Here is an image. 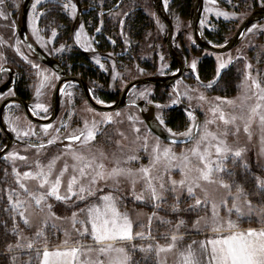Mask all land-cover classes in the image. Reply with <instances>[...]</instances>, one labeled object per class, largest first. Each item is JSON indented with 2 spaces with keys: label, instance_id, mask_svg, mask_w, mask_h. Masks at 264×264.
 Instances as JSON below:
<instances>
[{
  "label": "snow or ice",
  "instance_id": "1",
  "mask_svg": "<svg viewBox=\"0 0 264 264\" xmlns=\"http://www.w3.org/2000/svg\"><path fill=\"white\" fill-rule=\"evenodd\" d=\"M211 2L215 3L216 0ZM40 3L41 0H35L32 4L33 10ZM4 5L5 0H0V6ZM16 7L19 5L17 4ZM63 7L65 10L70 7L73 13L76 11L75 4L66 3ZM217 14L227 18L226 13ZM0 16L7 18L3 11H0ZM80 27L81 30L75 33L77 42L81 38L84 26ZM96 30L100 31L99 28ZM253 30L264 34V28L258 25L254 24L248 29L249 32ZM56 35L57 33L52 31V37ZM19 51L17 49V52ZM228 63H231V60ZM32 66L37 67V65ZM191 67L195 70L196 63L193 62ZM226 67L227 64L221 62L217 70L218 74L219 70ZM247 67L250 69L251 65ZM249 81H251L250 84ZM211 86V84L208 85V87ZM244 87L246 91L252 90V94L257 99V103L247 112L241 110L239 114L228 115L217 105L210 110L213 119L206 120L202 127L189 112L188 117L192 123L185 132L176 133L167 129L172 137V145L178 143L175 139L178 135L185 138L182 142L191 145L178 155L172 147L161 149L159 137L155 138L156 144L150 149L148 135L137 136V140L142 141L138 152L143 151L149 160L148 165H141L138 169L131 167L133 163L141 159L138 154L129 155L123 160L115 158L111 162L112 167L109 168L105 163L108 155L103 149L97 150L98 154L89 149V154L86 155L72 148L73 141H79L81 148H84L96 140L99 128L95 122L91 126L85 122L83 128L77 129L64 138L69 143L62 150V155L70 153L74 161L71 165L72 175L66 185L63 178L69 172L68 163L65 162L59 172H56L57 162L62 155L52 157L46 164L36 161L32 165L28 164L26 156L15 152L8 153L9 159L13 162L23 161L30 170L20 173L15 167L13 168L15 183L20 192H17L15 188L8 191V207L4 211L10 214L12 224L11 226L5 224L3 232L6 238L9 235L14 237V241L7 243L5 251L0 253V257H6V260L0 259V264H141L134 259L137 252L143 254L144 264H166L167 257L162 254L174 251L177 255L176 264H264V226L245 230H241L238 226V221L245 217L251 221L254 209L251 200L247 198L248 193L236 180L235 169L241 168L246 179L251 177L255 183V194H264V84L249 73L245 77ZM199 99L204 100L205 97L201 95ZM223 102L229 105L234 103L228 100ZM97 103L103 102L98 100ZM35 107L44 113L48 111L42 104H36ZM157 119L161 125L164 124L163 118L157 117ZM217 120L225 126L224 130L210 131L209 126L216 124ZM257 121L261 133L259 137L261 147L257 161L259 174L252 172L251 165L245 158L247 149L234 148L227 142L229 134L239 137L241 124L243 133L251 141V128ZM111 122V116H105L101 121V123ZM62 127L66 128L67 125ZM50 128H52L51 124L44 126L45 135ZM12 131L17 129L13 128ZM55 131L59 133L60 129L57 128ZM134 131L139 133L140 129L134 128ZM22 134L29 136L28 131ZM31 134L36 133L32 131ZM58 139V136L49 139L47 144L53 145ZM29 147H38L42 150L46 148V145L44 143L38 146L30 144ZM117 147H120L118 141ZM39 154L38 151L37 155ZM229 163L233 166L231 169L228 167ZM174 174H179L181 179H174ZM225 177L231 180H226ZM29 180L38 182L35 190L29 189L25 183ZM109 181H111L110 184ZM101 182H104V186L109 191L98 195V193H104V188L99 187ZM125 182L128 183L130 195L135 202L150 205L155 209L148 217L147 224H137L127 211L120 210V204L123 203L120 193L124 191L122 183ZM213 184L226 192L219 202L209 200L207 197L205 185ZM137 185H140L139 190ZM198 190L205 193L203 199L198 195ZM21 193L26 196V199H21ZM169 195L174 201L170 205L168 204ZM51 198L73 209L78 208V211L73 210L71 217L68 218L71 231L63 229L65 239L62 244L54 247H49L47 232L50 229L61 231L52 221L63 218L57 216L52 210L53 205L48 203ZM242 199L247 206V213L240 206L239 201ZM185 200H191L194 203L188 205L187 209H182L181 204ZM80 203H85V206L79 207ZM33 205L41 213H46L39 225H34L31 219L30 209ZM163 205H167L171 213L177 216L182 211L207 210L210 205V216L199 217L193 227L197 234L206 230L210 231L211 236H206L203 241L193 240L191 244L182 246L184 235L181 234V229L186 227V221L179 218L174 223L172 220L160 217L158 211L164 210ZM222 209L225 210L226 217L220 215ZM234 213L237 216L236 221L231 219ZM258 215L260 223L264 225V209H261ZM154 220L160 225L173 226L171 234L169 232L161 234L160 238L166 241L163 245L152 235ZM201 221L204 222L203 228H201ZM21 222L23 228L20 226ZM136 227L141 230L135 231ZM33 228L35 230L31 236L25 235V229L31 231ZM73 233L79 239L73 241ZM87 238H90L92 243L82 242ZM136 241L140 243L137 244Z\"/></svg>",
  "mask_w": 264,
  "mask_h": 264
},
{
  "label": "rangeland",
  "instance_id": "2",
  "mask_svg": "<svg viewBox=\"0 0 264 264\" xmlns=\"http://www.w3.org/2000/svg\"><path fill=\"white\" fill-rule=\"evenodd\" d=\"M175 0H163L164 6L171 16L174 24V40L178 37L179 43H174L177 47L186 48L189 51H193L195 57L199 56H207L214 60L215 66L219 68L221 62L229 64L228 61L235 59L237 64L234 66L233 72L236 76V87L234 92H230L226 89L224 91H211L206 90L205 84L204 87L195 86L193 89H189L185 84L178 82L175 85L177 92L180 94L183 107L185 108L182 111V122L181 124H175V126L168 122L169 116L168 113L170 107L181 105V103L176 99L175 94L170 90H164L159 95H154L152 86H145L139 89H136L132 92L131 100H146L150 102V99L153 102L157 103L158 106H161V111H157L156 114L158 117L163 118L164 120V128L171 129L176 133L185 132L192 121L188 117V113L191 112L193 116L196 115L200 118V125L203 126L204 122L208 119H213L211 114V109L216 107L217 105L228 115L239 114L241 110L247 112V110L254 106L257 103L256 97L252 94V90H245L244 83L245 77L251 73L253 78H257L264 84V36L256 35V31L248 32L245 40L234 50L226 53V54H213L209 52H204L200 50L192 36L189 15L193 5L188 10L187 14L179 11L177 6L174 5ZM22 0H5V5L0 6V11H3L7 18L4 16H0V67L4 64L13 65L14 68H19L23 71L22 66L26 67V71H23L22 74H18L19 81L18 85L22 87H26L30 92L34 94V98L39 100L37 104L45 105L47 103L46 93L49 88H51L55 84V77L52 75L50 71H48L44 66L39 65L40 63L30 60L24 53L26 49L25 45L21 42L19 36L16 31V20L15 15L19 10V7H16ZM117 0H95L94 2H90L89 4L93 8H97L98 18L101 20H105L106 18L120 22V25L116 32L109 31V35L118 39V40H127V44H132L130 40V22L132 16L136 13L143 12L149 15L150 19L154 21V25L149 28L150 30L146 32L147 34V43L148 46L156 45L158 50L160 51V64H163L164 67L162 69H167L171 64V60L167 54V51L164 47V43L162 40L163 33L165 31L164 24L162 21L156 16L155 10L153 8V0H124L122 6L114 13L109 15L108 17L101 18L100 14L102 10H106L116 4ZM195 2V1H194ZM35 3V1H34ZM73 4L71 0H41V3L37 5L36 9L33 10L31 8L29 13V25L33 36L36 41L41 45L45 46L46 43H52L55 47L67 52L71 50V46L68 42V37L65 33L61 31L66 25H68L67 18L71 19L75 14L72 12L69 7L67 10L64 9V4ZM96 5V6H95ZM253 2L251 0H216L215 3H212L211 0L204 1V9L203 16L201 20V27L203 30H209L212 34H222L221 28L228 27L229 29L225 31L229 34L228 37L225 38L224 42L230 38L233 33L236 31L242 20L251 12ZM134 13V14H133ZM217 13H226L227 18L224 15H218ZM128 15V26L124 24L121 25L122 17ZM66 19V22L64 20ZM261 28H264V23ZM100 31L103 30L102 25L99 26ZM52 31L57 33L56 37H52ZM99 31V32H100ZM98 34V31H96ZM65 36H64V35ZM108 35V34H107ZM83 40H80L86 49H90V45L86 38L85 30H82ZM39 37V38H38ZM124 44V46L126 45ZM214 45H221L213 43ZM127 46V45H126ZM196 48V49H195ZM242 48H248L245 52L242 53ZM17 49L20 51L17 52ZM239 54V55H238ZM68 55V54H67ZM152 55V53L150 54ZM239 56V57H237ZM27 57V59H24ZM67 61V60H66ZM148 61H146V64ZM197 64V62H195ZM25 64V65H24ZM193 64V63H192ZM192 64H189L190 66ZM22 65V66H21ZM32 65H37V67H33ZM247 65H251L249 69ZM21 67V68H20ZM127 71V70H126ZM48 73V76L45 73ZM128 76L126 78L119 76L117 74V78L114 77L111 83H106L103 79L100 82H97L94 86L96 87L95 96L99 101L102 94L112 95L119 94L128 81L134 79V76L137 75V70L132 69L127 71ZM47 77V79H45ZM249 84L251 81L248 82ZM18 86V87H19ZM208 86V85H207ZM72 84L67 83L65 88L63 89V104L64 108L62 111V117L60 121L64 118V127L63 135L68 136L70 133L75 132L77 129H81L84 127V123L87 122L89 126L93 122H95L99 128V133L96 137V140L92 142L87 147L81 148L80 142L76 145H72V148L78 152H83L84 154H89L88 150L91 149L93 153H97L99 149H103L104 152L108 155V159L105 160V163L110 167H112V161L115 158H119L121 160L127 158V156L132 154H138L141 159L139 162L133 163L131 167L133 169H138L141 165H148L149 160L148 156L143 152L139 151L140 144L142 141L137 140V136L143 137L148 135L149 140V148L156 144V135H154L145 125L142 117L138 113L135 108L129 107L120 110L119 115L117 113H98L95 110L91 109L86 102L82 101L81 98L73 97V91L71 88ZM14 91L10 90L6 94H0V103L7 96L13 95ZM70 94V95H69ZM143 94V95H142ZM204 96V100H200V96ZM220 97V100L216 98ZM245 97H250L246 99ZM224 100L234 101L233 104L229 105L224 103ZM175 101V102H174ZM65 102V103H64ZM68 105L74 108V112L68 113ZM165 106V107H164ZM169 106V108H167ZM46 107V105H45ZM36 112L43 116L45 113L37 109ZM73 115H72V114ZM5 120L7 125L12 130L13 128L17 129V131H13L14 134L24 142L21 145L14 146L10 152L18 153L21 156H26L28 158V164L34 165L36 161H40L43 164H46L52 157L57 155H62V150L65 149V146H61V143H58L60 139L53 145H48L47 141L49 139H53L55 137L60 138V133L57 135L55 131L59 124L56 122L52 125V128L49 129L48 134L41 136V138H37V136L32 135L33 126L26 119L23 111L18 108L16 104H10L5 111ZM105 116H111V123H101L102 119ZM259 122L257 121L251 128L252 132V140L249 141L246 134L243 133L241 124V132L239 137L232 136L231 134L227 137V142L235 147H244L247 149L245 153V158L251 165V168L256 167L259 172L260 169L257 167L258 161V152L260 151V143L259 137L261 135L260 129L258 126ZM188 125V126H187ZM224 125L222 122L218 121L214 125L209 126L210 131H223ZM134 128H139L140 132L137 133L134 131ZM28 131L29 136H24L22 133ZM18 133L20 135L18 136ZM123 134V135H121ZM179 136V135H178ZM2 135L0 134V138ZM117 141L120 144V147H117ZM44 143L46 146L45 149H34L28 146V143ZM159 143L161 149L165 147H172L175 153L178 155L183 152L186 148L191 147L190 144L183 145H172L170 143L164 142L159 138ZM40 152L37 155V152ZM9 152V153H10ZM115 153V156H113ZM67 162L69 167V172L65 174L63 178L64 185L67 184L68 179L72 175L71 165L74 161L71 159V154L62 155V158L57 162L56 172L63 167L64 163ZM15 167L16 171L23 173L25 171H29L30 169L25 165L23 161L16 160L13 162L8 158V154L0 160V169L3 171V181L1 182L2 191L4 195L7 197L8 191L12 188H15L17 192H20L18 186L15 183V175L13 173V168ZM228 167L231 169L233 166L231 163L228 164ZM174 179L180 180L181 176L179 174H174ZM29 189L35 190L37 187V181L29 180L25 181ZM109 184L111 181L108 182ZM0 185V186H1ZM99 187L104 188V193H98V195L105 194L109 191L107 187L104 186V182H101ZM140 185H137V189L139 190ZM1 188V187H0ZM122 188L124 191L120 193L123 197V203L120 204V210L122 212L127 211L130 217L137 224L143 223L147 224L148 217L152 214L155 209H153L150 205L146 206L145 204L135 202L130 195L129 185L128 183H122ZM63 191V188H62ZM205 191L207 193V197L209 200H214L219 202L222 199L226 192L224 189L219 188L218 185H205ZM246 191V190H245ZM247 192V191H246ZM254 193V191H253ZM198 195L203 199L205 193L199 192ZM256 200H251L253 205V214L251 221L245 217L238 221V226L241 230H245L248 228H260L264 225L260 223V217L258 215L261 209H264V194H256ZM254 194V197H256ZM21 199H26V196L21 193ZM7 200V199H6ZM8 201V200H7ZM172 197L168 196V204L173 203ZM48 203L53 205V211L57 216L62 217L63 219L54 220V222L61 231H57V229H50L47 232L49 239V247H54L56 245L62 244L65 239L63 235V229H68L71 231V224L68 218L71 217V213L73 210L78 211L77 209H73L71 207L65 206L62 203L56 202L54 198L48 200ZM87 203V202H85ZM85 203H80L79 207H84ZM194 203L191 200H185L181 204L182 209H187L188 205ZM242 210L247 213L248 209L244 200L239 201ZM162 208L164 210L158 211V215L160 217H164L166 219L172 220L174 223L178 221L179 218H183L186 221V227L181 229V234L184 235V241L182 246H186L191 244L193 240L203 241L206 236H211L210 231L202 230L199 234H197L196 229L193 227L194 222L199 217H207L210 216V205L207 210L201 209L198 212H187L182 211L179 216L171 213L170 209L167 205H163ZM31 219L34 225H39L41 218H43L46 213H41L38 208L33 205V208L30 209ZM193 215H190V214ZM220 215L222 217H226L225 210H221ZM232 220L236 221L237 216L234 213L231 217ZM203 221H201V228H203ZM173 226L170 225H160L158 221H153L152 225V235L154 233L160 232L163 234L165 232H169L171 234ZM35 230L33 228L31 231L25 230V235L31 236L32 232ZM135 231H140L139 227L134 229ZM79 239L73 233V241ZM83 243H92L90 238L82 241ZM160 244H165V240L158 241ZM72 243V242H70ZM166 255L167 260L166 264H176L177 255L174 251L173 253L162 254Z\"/></svg>",
  "mask_w": 264,
  "mask_h": 264
},
{
  "label": "flooded vegetation",
  "instance_id": "3",
  "mask_svg": "<svg viewBox=\"0 0 264 264\" xmlns=\"http://www.w3.org/2000/svg\"><path fill=\"white\" fill-rule=\"evenodd\" d=\"M71 1L73 4L76 5V3H77L76 0H71ZM123 2H124V0H119L112 7L108 8L106 10H102L100 17L104 18V17H108L111 14H114L122 6ZM153 2H154V0H153ZM195 2H196V0H195ZM79 3H80V7H81V17H82L81 21L79 20L80 22L76 23V20L78 19L79 15H80L79 8L76 6L75 14L72 16L71 19L67 18L68 25H66L64 28L61 29V31L63 33H65L66 36L68 37V42L71 46V50L68 51V53L64 52L63 48H62V50H60L59 48L55 47V45H53L52 43L51 44L46 43L45 46H41L36 41L35 37L33 36L31 29H30V25H29V33H30L32 40H34V42L44 51V53H46L48 56L53 57L59 63L58 65H60V67L62 69V72H63L62 74L57 73V71H55L49 65L44 64V63L38 61L37 59H35L34 55L29 50L27 45L25 43H23L26 47V49L24 50L25 55L30 60H33V61L40 63L39 65L44 66L55 77V84L51 88H49L48 92L46 93L47 103L45 105H46V108L48 109L47 113H45L43 116H40L36 112L37 109H36L35 105L37 104L40 97L36 100L34 98L33 92L31 93L30 90H28V89H27L28 93L23 94L25 96L24 97V96H22L21 92H19L17 90L18 81H19V77H20V76L18 77V74L20 75L23 73V71H26V69H24L26 67L21 65L23 71L19 68L15 69L13 65H9V64H4L0 67V69H1L3 66H9L14 71V76L16 77V80L14 82L13 87L10 89V90L14 91V94L7 96V97H18V98H21L24 101L30 103L31 112L37 118L42 119V120H47L54 111L53 97H54V93L56 90V86L60 82L61 79L69 78V77L77 78L80 82H82L83 84L85 83L88 86V89H89L92 97L96 101H98V98L95 96L96 87L94 85L97 82H100L101 79H103L106 83L107 82L111 83L112 80L114 79V77L117 78V74H119V76L126 78L128 76L127 71H130L132 69H136L137 75L134 76V79L127 82V84L125 85V87H126L130 82L137 80V79L149 78V77H158V76H171V75L177 74L179 72V65L171 58V56L168 52L167 46L165 44V41H164V35L167 33L166 26H165L164 22L160 19V17L157 15L156 12H155L156 16L162 21V23L164 24V27H165V31H164L163 36H162V40L164 43V47L167 51V54L171 60V64L168 66L167 69H165V68L162 69V67H164V66H163V64H160V51L158 50V47L156 45L151 46V47L148 46V49L145 47L146 49H144V51H142L140 49L141 44H142V40H137L134 38V36L132 35L131 25L129 27L130 28L129 32H130V40H131L132 44H127L126 43L127 40H118V39L110 36L109 33L106 32L107 30L111 31V32L113 31L111 29V27H108L109 24H110L109 26H113V28H115V30H117L119 25H120V22L118 23L116 21H113V19L110 20L108 18H106L105 20H101L98 18L99 15L97 14V11H98L97 8H93L90 4H84L83 0H79ZM117 4H119V5L116 7ZM163 4H164V2H163ZM194 4H193V6H194ZM261 7H264V0H254L251 12L244 19H246L252 12H254L255 10H257L258 8H261ZM203 9H204V5H203ZM203 9H202L201 17H200V29L203 33L205 40L208 43L213 44V42L210 39H207L208 36L206 35V33L209 30H203L201 27ZM191 11H192V9H191ZM166 12H167V10H166ZM167 14H168V12H167ZM140 15H143L144 17H147L149 19L150 27L147 28V31H149L150 30L149 28H151L154 25V21L152 19H150L149 15H147L143 12H141ZM94 17L96 18V21L94 20ZM169 17H170L172 24H173V20H172L170 15H169ZM190 17H191V12L189 15V22H190ZM128 18H129L128 15L123 16L121 19L123 23H121V25L124 24L125 26H128V22H127ZM64 22H66V19L64 20ZM263 23H264V18L252 23L247 28L246 35L249 32L248 29L251 28L252 25L255 24V25H258L261 27ZM81 25L84 26L83 30H85L86 38H88L87 41L90 45V49H86L84 44L80 41V40H83V36L80 38L79 42H77V40H76L75 33L77 31L81 30V27H80ZM101 25H102L103 30L98 32V34H97L96 29L99 28V26H101ZM173 27H174V24H173ZM190 27H191V23H190ZM191 32H192V36H193L192 27H191ZM255 33L258 36H264V34H262L259 31H256ZM230 38H228L225 42H227ZM245 38H244V40H245ZM145 39H146L145 44H148L147 43V41H148L147 35H146ZM179 40L180 39L178 37L174 40V33H173L172 45H173L175 51L181 57V59L185 62V71L181 75V77L179 79H177L176 82L171 87L162 88L159 86H155L153 84H146V85L135 87L128 92L127 105L125 107H123L117 111H114V112H98L95 109H93L91 107V105L89 104L87 98L84 95L83 88L75 82L68 81L65 84H63V86L60 88V96H59V100H58L59 102H58L57 115H56L55 119L49 124L53 125L56 122H59L61 117H62V111L64 108V104H63L64 98H63L62 94H63V89L65 88L67 83L73 85V87L71 88V91H73V94H74L73 97L75 96V97L81 98L82 101L86 102L87 105L91 109L95 110L96 112H98V113H117L124 108L132 107L138 111V113L142 117L144 123H145V119H144V116L142 115L141 111L148 112L150 109V106L152 105L155 108L154 116L157 119L158 116H157L156 112L161 111L164 108H162L161 106H158L157 103L153 102L152 99H150V102H147L146 100H142V99L141 100H134V101L131 100L130 95L136 89H139V88H142L145 86H152L154 95H157V94L159 95V93H161L164 90L172 91L175 94L176 99L181 103V105L173 106L170 108H169V106H167V108L170 109V110H168V113H170V114L175 113V112L181 113L182 111L185 110V108L183 107V104H182L180 94L177 92V90L175 88V85L178 82L185 84L189 89H193L195 86L204 87L203 85L205 84L204 88L206 90H211V91H214V90L219 91L220 90L223 92L225 89L224 79L229 72H231V71L233 72L234 66H235V64H237L236 60L232 59L231 63L227 64V67L225 69L219 70V74L217 71L219 68H217L215 66V63H214V70H213L212 74L209 77H207V76L202 74L201 64H203L207 61H210V60H212L214 62V60L212 58L207 57V56H199L197 58L193 54L194 50L189 51L186 48L183 49V48H180V47H177L176 45H174V43H177V42L179 43ZM193 40H194V36H193ZM194 42H195V40H194ZM225 42H223L222 44H224ZM125 43L127 46L126 45L124 46ZM196 46L204 52L217 54V53H214L211 51L204 50V49L200 48L197 44H196ZM238 46H236L235 48H237ZM234 49H232V50H234ZM242 49H243L242 50V53H243L248 48L247 49L242 48ZM232 50H230V51H232ZM230 51H228V52H230ZM228 52H226V53H228ZM151 53H152V55H150ZM226 53H221V54H226ZM77 57H78V60L75 59ZM237 57H239V56H237ZM97 61H99V63H97ZM146 61H148L147 62L148 64H146ZM193 62H197L195 70H193V68L189 65V64H192ZM44 73L46 76H48V73H46V72H44ZM57 77H58V79H57ZM8 78H9V75L7 73H5L1 78L0 86L3 85L4 83H6ZM209 84H211L212 86L208 87L207 85H209ZM125 87L123 88V90L119 94H116V93L114 95H112L111 93L102 94V96L100 97V100H103L102 104H109V103L116 102L120 98V96L122 95ZM10 90H8L7 92H5L3 94L8 93ZM0 94H2V93H0ZM107 98H111V100H109ZM140 103H143V105L139 106ZM136 104H138V105H136ZM17 106H18V108H20L23 111V113L25 115L24 109L19 105H17ZM68 108H69L68 113L70 115V112H72V113L74 112V108H72L70 105H68ZM5 111H6V109H5ZM5 111H4V115H5ZM25 117H26V115H25ZM195 118H196V122H198L200 124V118L198 115H196V113H195ZM26 119L32 124L33 131H35V133H36L37 129L39 128L40 133L39 134L36 133L35 136H37V138H41V136L44 133L43 128L45 125L38 127L36 125V123L30 121L27 117H26ZM4 120H5V116H4ZM157 120H158V122H160L159 119H157ZM5 122H6V120H5ZM168 122H169V120H168ZM49 124H46V125H49ZM6 125H7V122H6ZM62 125H64V118L62 121H60V124L58 126V128L60 129V132H59L60 133V138H59L60 141L58 143H61L60 145L63 147L65 145H67L69 143V141L64 140V138L66 136L63 135L64 127H62ZM145 125H146V123H145ZM162 126L165 127L164 125H162ZM7 127L9 128L8 125H7ZM10 131L13 132L11 129H10ZM59 133H57V135ZM0 134L2 135V137L0 138V150H1L6 145L7 140L1 131H0ZM14 137L18 140V142L15 145H13L12 148L16 145H19V144L21 145L22 143L24 144V142L21 141L16 135ZM71 143H72V145H75V144L77 145L79 143V141H75V142H71ZM30 144L38 146L40 143H31L30 142V143H28V146ZM31 148L38 149V147H31ZM2 159H0V160H2Z\"/></svg>",
  "mask_w": 264,
  "mask_h": 264
},
{
  "label": "water",
  "instance_id": "4",
  "mask_svg": "<svg viewBox=\"0 0 264 264\" xmlns=\"http://www.w3.org/2000/svg\"><path fill=\"white\" fill-rule=\"evenodd\" d=\"M34 1L35 0H22V2L20 3L19 12L16 17L17 35L21 39V42L27 45L29 50L34 55L35 59H37L38 61L44 64L49 65L51 68L57 71V73L62 74L63 72H62L60 65H58L59 63L53 57L48 56L46 53H44V51L34 42V40H32L30 36L29 13H30V10H31V7ZM76 2H77L76 6L79 8V12H80L79 17L76 20V23H78L81 21L82 17H81V7H80L79 0H76ZM119 4H117L116 7ZM203 5H204V0H196L192 8V11H191L190 23H191V27L193 30L194 40H195V43L200 48L207 50V51L217 53V54L226 53L234 49L236 46H238L246 37L247 28L252 23L264 18V7L258 8L257 10L252 12L246 19L242 21V23L239 25L235 33L232 35V37L227 42H225L224 44L220 46H215V45L208 43L205 40L203 33L200 29V17H201ZM153 8L166 26L167 33L164 35V41H165V44L167 46V49H168V52L171 58L179 65V72L177 74H174L171 76H158V77H149V78H141V79L134 80L125 87L122 95L116 102L109 103V104L97 103V101L92 97L88 89V86L85 83L83 84L82 82H80L77 78L69 77V78L61 79L60 82L56 86V90H55L54 97H53L54 111L47 120H42V119L37 118L30 110V103L18 97H7L0 103V131L3 133V135L6 137V140H7L4 148L0 150V159H2L10 151L12 146L18 142V140L14 137L15 134L10 131V129L7 127L6 122L4 120V111L6 107L10 104H16V105L21 106L24 109L26 117L30 121L36 123V125L39 127L42 125L49 124L55 119L57 115V110H58V102H59L58 100L60 96V88L63 86V84H65L68 81L75 82L83 88L84 95L87 98L89 104L91 105L93 109H95L98 112H114V111H117L125 107L127 105L128 92L135 87L146 85V84H153L155 86H159L162 88L171 87L176 82V80L179 79L181 75L184 73L185 62L181 59V57L178 55V53L175 51L172 45L174 27H173V24H172V21L169 15L166 12V9L163 4V0H154ZM5 73L9 75V78L6 83L0 86V93L2 94L10 90L13 87L14 82L16 80V77L14 76V71L9 66H3L0 69V81H1L2 76ZM142 105L143 103L139 104V106H142ZM154 111H155V108L152 105L150 106V109L148 112L141 111L142 115L144 116L147 127L154 135L159 137L161 140L171 144L172 137L170 136L168 131L160 124V122H158V120L155 118ZM36 133L37 134L40 133L39 128L37 129ZM175 139L178 141L176 145L187 144V143L182 142L185 139L182 136H177L175 137ZM64 140L68 141L66 139Z\"/></svg>",
  "mask_w": 264,
  "mask_h": 264
},
{
  "label": "trees",
  "instance_id": "5",
  "mask_svg": "<svg viewBox=\"0 0 264 264\" xmlns=\"http://www.w3.org/2000/svg\"><path fill=\"white\" fill-rule=\"evenodd\" d=\"M95 0H83L84 4H89L90 2H94ZM116 1V0H114ZM119 0H117L118 2ZM195 0H175L174 1V5L177 6V9L181 12H183L184 14L188 13V10L190 9V7L195 3ZM252 2L254 0H251ZM124 3V2H123ZM96 6V5H95ZM96 8V7H95ZM141 12L139 13H135L132 18L130 19V25L132 28V35L134 36L135 39L137 40H142V44L140 49L142 51H144V49H148V44H145L146 41V31L147 28L150 27V21L147 17H144L143 15H140ZM16 15H18V12L16 13ZM15 15V16H16ZM94 20L96 21V18L94 17ZM110 25V24H109ZM111 27V29L113 30V32H116L115 28H113V26H109ZM229 28L225 27V28H221V33L222 34H212V32L208 31L206 33V35L208 36L207 39H210L213 43L216 44H222L225 40L226 37L229 36V34L225 31H227ZM107 33H109V31H106ZM146 47V48H145ZM78 60V57L75 58ZM201 70H202V74L209 77L213 70H214V62L212 60L207 61L203 64H201ZM19 86V85H18ZM23 86V85H22ZM19 86L17 88V90L19 92H21L22 96H24L23 94H27V88L26 87H22ZM224 86L225 89L230 91V92H234L235 91V87H236V76L234 72H229L225 79H224ZM25 97V96H24ZM109 100H111V98H107ZM183 118H182V114L180 112H175L172 113L169 116V122L172 125L177 124H181ZM252 172L259 174V170L256 167L251 168ZM236 172V180L241 183L244 187V189L247 191L248 193V197L256 200L257 195L255 194V183L254 181L251 179V177H248L247 179L245 178V175L243 173V170L239 167H237L235 169ZM226 180H231V178L229 177H225ZM3 181V171L0 169V185L1 182ZM0 253H3L5 251L6 248V244L9 242H13L14 241V237H12L11 235H9L7 238L4 236V232H3V228L4 225L7 224L8 226H11L12 224V220L10 219V214L8 212H5L4 209L8 207V201L6 200L7 197L4 195L3 191H2V185L0 186ZM254 191V193H253ZM254 194L256 195V197H254ZM190 215H193L192 213ZM21 228H23V224L21 222ZM26 230V229H25ZM158 241L160 240H164L161 239V234L160 232L154 233V235ZM137 244L140 243V241H136ZM142 255L141 253L137 252L134 256V259L137 261H140L141 264H144L143 260H142ZM0 259H5L6 257H0Z\"/></svg>",
  "mask_w": 264,
  "mask_h": 264
}]
</instances>
